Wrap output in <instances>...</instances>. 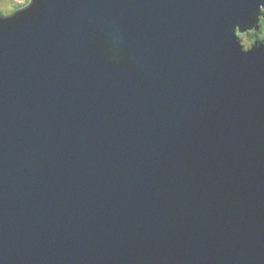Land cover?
Instances as JSON below:
<instances>
[{"label": "water", "instance_id": "95a60500", "mask_svg": "<svg viewBox=\"0 0 264 264\" xmlns=\"http://www.w3.org/2000/svg\"><path fill=\"white\" fill-rule=\"evenodd\" d=\"M254 2L9 14L0 264H264V50L229 38Z\"/></svg>", "mask_w": 264, "mask_h": 264}, {"label": "clouds", "instance_id": "9594fccd", "mask_svg": "<svg viewBox=\"0 0 264 264\" xmlns=\"http://www.w3.org/2000/svg\"><path fill=\"white\" fill-rule=\"evenodd\" d=\"M21 5H30L27 7L28 14L33 19H39L43 6V0H0V27L13 22L17 17L15 15H9V11L14 7ZM27 15H20L21 17ZM229 38L232 41L233 46L241 53L247 54L255 50H264V0H255L254 6L251 7L248 13V18L243 23L235 22L232 24L231 31L229 32ZM104 45L105 54L107 50L113 51L112 44L103 38H98L93 41V46ZM112 62H115L116 66L121 63H126L131 67V60L116 61L113 57H110ZM106 63L110 61L105 59Z\"/></svg>", "mask_w": 264, "mask_h": 264}, {"label": "rangeland", "instance_id": "374dc122", "mask_svg": "<svg viewBox=\"0 0 264 264\" xmlns=\"http://www.w3.org/2000/svg\"><path fill=\"white\" fill-rule=\"evenodd\" d=\"M23 6H25V5H21V6L14 7V9L10 10L8 14L13 13L14 11H16L17 9H19V8H21Z\"/></svg>", "mask_w": 264, "mask_h": 264}]
</instances>
